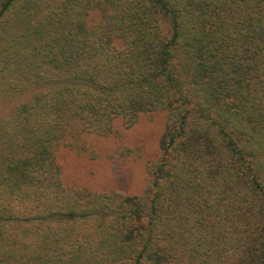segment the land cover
I'll list each match as a JSON object with an SVG mask.
<instances>
[{
    "label": "trees",
    "instance_id": "16d2710c",
    "mask_svg": "<svg viewBox=\"0 0 264 264\" xmlns=\"http://www.w3.org/2000/svg\"><path fill=\"white\" fill-rule=\"evenodd\" d=\"M157 112L143 195L63 184ZM0 264H264V0H0Z\"/></svg>",
    "mask_w": 264,
    "mask_h": 264
},
{
    "label": "rangeland",
    "instance_id": "374dc122",
    "mask_svg": "<svg viewBox=\"0 0 264 264\" xmlns=\"http://www.w3.org/2000/svg\"><path fill=\"white\" fill-rule=\"evenodd\" d=\"M164 120L162 112L141 114L130 127L116 123L111 135H88L86 143L94 157L60 148L56 156L63 184L143 195L147 186L146 165L159 156L158 140Z\"/></svg>",
    "mask_w": 264,
    "mask_h": 264
}]
</instances>
